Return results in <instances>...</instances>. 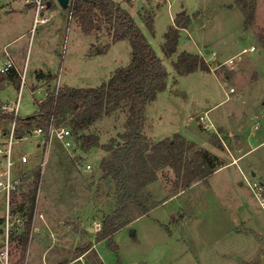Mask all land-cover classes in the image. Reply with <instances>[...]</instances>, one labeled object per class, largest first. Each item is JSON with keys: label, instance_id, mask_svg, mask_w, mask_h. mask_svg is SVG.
<instances>
[{"label": "rangeland", "instance_id": "obj_1", "mask_svg": "<svg viewBox=\"0 0 264 264\" xmlns=\"http://www.w3.org/2000/svg\"><path fill=\"white\" fill-rule=\"evenodd\" d=\"M114 1L119 3L120 0ZM239 1L121 2L120 6L130 13L167 71L165 89L145 106V121L141 132L148 145L147 149L160 140H173L177 143L174 153H178L182 145L183 156L186 158L185 174L183 171L174 172L167 164L159 167L156 170L157 179L142 189L139 200L130 205L127 217H137L143 207L160 202L186 181L196 178L200 172L198 165L205 161L202 153L205 148L211 149L208 141L222 145L220 156L223 159L234 161V157H243L240 167L245 170V175L255 186L258 195L264 197V147L260 146L248 154L244 147L242 151L236 147L235 152L231 145H235L234 142L238 140L244 144L241 130L254 125L255 119H251L249 114L253 107L252 99L257 102L255 109L263 114L261 126L250 130L248 143L254 146L259 142V136L264 138V0H255L254 17L247 25ZM0 4V15L4 17L0 21V33L6 23H11L19 26V33L24 31L26 35L14 45L20 49V54L22 50L24 53L27 51L24 83L20 88L21 77L19 87L18 82L0 83V104L14 105L19 97L18 115L21 117L33 113L34 101L38 103L44 100L47 85L51 89L61 88L64 84L76 88L98 87L109 79L116 68L130 61L131 49L127 39L108 44V48L103 51L107 41L105 38L102 41L101 37L107 34L108 26L103 25L99 31L92 32L96 37L95 43L94 36L83 33L68 9L61 8L57 0H50L51 6L47 5L44 10L46 17L52 11L54 14L47 22L35 24L33 30H29L33 24L32 3L0 0ZM24 6H27L25 12L22 11ZM11 8L14 9L12 15L5 16L4 13H10L4 11ZM182 9L191 17L194 16L195 22L189 29L178 30L176 51L166 56L161 49L163 34L174 25L176 14ZM145 19L152 22V30L146 26ZM29 37L31 41L28 46ZM251 43L255 46V53L238 55L242 48L249 47ZM199 49L207 57L212 51L217 53L213 63L209 62L213 68L217 61L228 62L217 67L214 72L202 61L207 69L197 68L188 74L176 73L172 64L180 51L198 55ZM38 68L47 76H52L46 85L37 82L35 78V70ZM33 84L35 86L31 87ZM231 86L234 88L231 94L240 93L243 102L231 97ZM245 88L251 100L241 93ZM225 90L229 100L226 99ZM218 102L219 105L209 111L208 117L219 113V120L223 123L221 127L215 124L216 128L214 125L207 128L201 123L204 111ZM3 113L10 112L0 105V115ZM126 117L127 109L120 105L91 125L79 129L78 134H96L99 137V145L88 150L77 146L69 153L57 141H52L49 148L42 150L37 147V142L42 138L34 133L23 140L14 137L12 176L15 187L8 202L4 193L0 192V244L5 242L7 232L10 264H264V246L261 255L240 261L242 250L246 254L254 248L252 236L229 231L231 226L246 221L250 215L264 226V210L242 177V187H236L234 182L229 183L219 193L220 179L227 172L231 173V170H224L209 179L210 185L222 197L226 215L214 208L213 203L207 204L210 196H203L205 185L202 184V188L178 200L183 208L187 206L192 213L202 209L201 216L195 220L192 216L189 225L179 224L187 215L179 207L170 216L173 210L170 204L137 218L131 227L123 228L129 226L126 224L120 228L111 239L114 248L107 239L98 241L104 217L113 214L117 207L114 181L105 176L99 166L101 159L110 157L111 153L101 146L108 144L111 138L120 140L119 134L125 131ZM9 125L1 121L0 133L3 127L8 129ZM221 132L232 134L233 141L226 142L227 146L223 144ZM162 136L169 137L157 139ZM3 141L0 136V143ZM21 155L27 156V162L20 161ZM85 164L91 165L90 171L84 168ZM205 168L209 170L210 166L206 163ZM37 173L39 177L36 181ZM236 188L249 192V202L243 200L242 195L243 211L246 207L242 216L236 214L234 199L230 204L232 191ZM33 190L36 196L31 208L27 196ZM200 194L202 198L198 199ZM196 195L197 207L194 202ZM178 201L175 203L180 205ZM29 218L31 232L23 250L18 241L11 240V237L26 228ZM96 223L100 224L99 228ZM129 228L135 230L134 237L129 235ZM84 249L89 251L87 255L83 254ZM79 255H84L83 259L75 261Z\"/></svg>", "mask_w": 264, "mask_h": 264}, {"label": "trees", "instance_id": "obj_2", "mask_svg": "<svg viewBox=\"0 0 264 264\" xmlns=\"http://www.w3.org/2000/svg\"><path fill=\"white\" fill-rule=\"evenodd\" d=\"M48 2L50 0H46V5ZM238 4L247 25L254 17L255 0L248 2L240 0ZM69 10L83 33L91 34L99 31L103 25H107V36L112 43L127 39L131 49L129 63L116 68L109 79L98 87L76 88L64 85L61 88L51 89L47 85L46 96L44 100L36 103L37 109L33 115L20 118L14 117L11 113H3L0 115V122L11 124L15 120V137L20 139L31 134L36 127H46L50 121L56 125L74 128L73 130L78 132L79 129L91 125L103 114L118 106L126 107L125 131L119 134L120 140L111 138L108 144L101 146L105 151H110L111 156L103 157L99 164L105 176L111 177L114 181L117 207L113 214L104 217L98 241L107 239L114 248L111 244L113 234L134 219L127 217L130 205L139 200L143 188L157 179L156 170L167 164L175 170L174 172L183 171L185 174L186 158L183 156L182 145L179 152L174 153L177 143L173 140H160L149 146V150L147 149L148 145L141 132L145 121V106L154 101L157 94L165 89L167 71L130 13L114 0H71ZM144 21L152 30V22L147 19ZM173 21L174 25L163 34L164 42L161 49L166 56H171L176 51L178 30L186 28L190 19L182 10L176 14ZM107 48L108 44H105L103 51ZM172 65L178 74H188L197 68L207 69L197 54L186 51L180 52ZM2 77L14 83L18 82L19 87L20 77L14 68H10ZM36 77H46L48 82L52 79L51 75L42 73H38ZM9 128L10 125L8 129L3 127L1 135L6 137ZM76 140L78 142L75 147L79 146L82 150L99 145V137L96 134H78ZM202 154L205 161L198 165L200 172L197 177L186 181L179 188L184 189L192 182L205 179L212 173L213 168L218 164L216 157L206 150ZM206 163L210 166L209 170L205 168ZM38 177L37 173L36 181ZM35 196V190L27 196L31 208L35 204ZM156 205L157 203L143 207L138 216L145 214ZM30 219L26 222V228L16 236L12 234L11 237V240L18 241L23 250L31 232Z\"/></svg>", "mask_w": 264, "mask_h": 264}, {"label": "crops", "instance_id": "obj_3", "mask_svg": "<svg viewBox=\"0 0 264 264\" xmlns=\"http://www.w3.org/2000/svg\"><path fill=\"white\" fill-rule=\"evenodd\" d=\"M121 2H124V0H120L119 1V4L120 5H122ZM24 3H25V0H24ZM48 6H51L50 2H49V5ZM26 7L27 6H24V8H22V11L23 12L26 11ZM229 7H231V6H229ZM1 8H2V5L0 4V9ZM63 9H68V13L70 12L69 8H63ZM4 12L10 13V14H5L4 13L5 16L6 15L9 16V15H12V12H14V9L11 8V9L5 10ZM53 14H54V11H52L48 17H51ZM186 15H188V17L190 19V21H189V23H188V25L186 27L187 29H189L190 25L195 22V18H194V16L191 17L188 13H186ZM2 18H4V17L0 15V21L2 20ZM6 24L7 25L5 27H3V29H2V31L0 33V68L3 66L4 60L7 59V58H10L12 60V63H13V68L15 69V71L17 72V74L19 75V77H21L23 73L25 75V69H24L25 66L24 65L27 62V51L24 53L23 50H22V53L20 54V52H21L20 49L17 48V46H14V45L16 44V42L19 39H21L23 36H26V35H24V33H23L24 31H22L21 33H19V26H17L16 24L15 25H13L11 23H9V24L6 23ZM75 24H76V22H75ZM76 26L78 27L77 24H76ZM29 30H33V24H32V28H30ZM89 35H93V34L91 33ZM103 38H105V41H107L104 44H109V45L112 44V42L109 39V37L107 36V34L105 36H102L101 37V40L102 41H103ZM30 39L31 38L29 37L28 43H27L28 46H29L30 41H31ZM94 40H95V43H96V37L95 36H94ZM92 44H94V43H91V45ZM249 46H254V45H252V43H251ZM244 48H247V47H244ZM200 51H202V50L199 49L198 50V53ZM180 52H182V51H180ZM5 53H7L8 55L6 56ZM249 53H255V49H254V51H251ZM215 54H216V56H218L216 52H215ZM22 64H23V66H22ZM38 73H42L44 75H46V74L40 68H38V69L35 70V78H36L37 82H44L45 85H46L47 84V81H48L47 78L46 77L37 78L36 76H37ZM2 75L3 74H0V83L2 81L5 84L6 83H9V82H12L11 80H9L6 77H2ZM64 85H66V84H64ZM21 86H22V84L20 85V88H21ZM32 86H35V85L33 84V85H31V87ZM70 87H73V86H70ZM231 88H233V86H231ZM33 92L34 91H31V93H33ZM241 93L247 99H250V100L252 99L250 96H248L247 88H245V91H242ZM231 97L234 98V99H241L242 100V97L243 96L240 93H238L237 95L236 94H234V95L231 94ZM242 102H243V100H242ZM219 103L220 102L213 104L210 108L206 109L204 112L208 111V113H209V111L214 110V107H217L219 105ZM256 103H257L256 102V99H252L251 100V104H252L253 107H252V109L250 110V113H249L251 119H255L254 125L252 126V128L251 127H246L243 130H241V133L243 134V138L245 139L244 144H242L241 141H239V140L234 142L235 145L231 144L234 147V151L235 152H237V148L236 147H239L238 148L239 151H242V147H244V150L246 149V152L248 154L249 153H252V152H255L256 150H258V148L260 146L261 147H264V138H262L260 136L257 138L259 142L256 145L252 146V145H250L248 143V138L250 136V130L251 129L256 130V129H258L261 126L260 119H261V116H262L263 113H262V111H260V113H259V111L255 109ZM33 104H34V111H33L32 114H29V115H27L25 117H21L19 115L18 116L20 118H26V117H29V116L33 115L34 112L37 109V106H36V102L35 101H34ZM0 105L1 106L8 105V106H11V107L13 106V104H10V103H1ZM18 110H19V108H18ZM262 110H264V108H262ZM216 118H217V121H216ZM210 119H211L212 124L214 125V127H215V124H217V125L220 126L223 123L221 120H219V113L212 114V117ZM212 134L213 135H216L214 133H212ZM221 135H222L221 137L223 139V144L225 146H227V144H225V143L228 142L229 140L230 141H233L232 138H231L232 137V134L231 133L225 134V133H222L221 132ZM0 136H1V140H3V139L5 140L6 139L5 136H2L1 135V133H0ZM28 136H29V134L27 136H24V137L18 139V140L27 139ZM166 137H169V136H162V137H158L157 139H163V138H166ZM208 142H209V144L211 146V149L205 148V150L208 151V153H210L211 155L215 156L216 157V162H218V164L213 168L212 173H210L205 179L192 182L191 185H189L188 187H186L184 189L183 188L175 189L173 192H171L168 195H166V197H164L160 202H158L156 206H154L153 208H151L145 214H142V215L134 218L132 221H130V223H128L129 226L123 227V228L131 227V224H132V222L134 220H136L137 218H139L141 216L148 215V214L152 213L158 207H164V206H167V205H170V204L173 207L172 208L173 210L171 211L172 213L170 214V216L174 213V211H176V207H179L178 209L182 210V213H186L187 214L184 217V219H182L180 221L179 224L186 223L187 225H189V223H191L192 216H194V220L197 219V218H199L201 216L200 214L202 212V209H199L198 211L195 210L194 213H192V212L189 211V208L187 206L185 208H183L182 207V204H180V202L178 200L181 199V198H183V197H185V196H187V195L190 196L191 194H193L195 192L196 189L202 188L201 187L202 184L205 185V186H203V190H202V193H204V190H205V194L203 196H206L208 194L210 196V199H208V203L207 204L212 205V203H213L212 206L214 208L220 210V212L223 213V214H225V215L227 214L226 213V209H225L226 206H225V204L222 201V197L220 195H218V193H217L216 189L214 188V186L213 185H210L209 179H211L212 177H214V175H216V174H218V173H220V172H222L224 170H231V173L230 172H227V174H225L224 177L222 179H220V181H219L220 182L219 193H220V191H224V188L223 187L224 186H227L229 183H233L234 182L235 185H236V187L237 186L238 187H242L243 184L240 182L241 181L240 177H242V173L245 174V172H244L245 170H243L240 167V161L243 159V157H241V158H240V156H238L239 158L238 157L237 158L234 157V161L235 162L234 161H228L226 159H223L220 156L221 151L223 149L222 145H220L217 142L216 143H213V144L210 141H208ZM37 147L40 148V149H42V150H44V146L42 145V142L41 141H38L37 142ZM227 149L230 152V149L229 148H227ZM1 168L2 167H0V169ZM257 175H258V173H257ZM229 188L232 189V186H229ZM242 195H243V200L246 199L249 202V199H248L249 192L248 191H241L240 188H236V190H233L232 191V198H231V201H230V204H231L233 202L232 199H234V203H235V207L234 208L236 209V214L237 215H240V216H242L243 212L246 211V207H245V210L244 211H243V208H242V207H244L243 200H242ZM201 198H202V194H200L198 196V199H201ZM8 200L6 198V201L7 202H8ZM176 200L178 201V203L180 205H177L175 203ZM194 200H195L194 201L195 202V205L197 207V204H198V202H197V195H196V198ZM7 210H8V208H7ZM188 214L190 215V217H188ZM196 215H198V216L195 218ZM0 218H1V216H0ZM198 222L200 223V221H198ZM228 222H230L229 219H228ZM39 230H40V227H39ZM229 231H232L233 233H236V234H242V233L243 234H250V236H252V240L254 242V248H253V250L251 252L246 253V254L244 253V250H242L241 251V256L239 257L240 261L241 260L247 261L250 257H252V258L253 257H257L258 255H261L263 253L262 246H264V226L261 224V222H259L258 219H255V217L253 215H250V217L246 221L242 220L241 222H237V225H235L234 227L231 226L229 228ZM94 249H95V247H94ZM238 263H239V261H238Z\"/></svg>", "mask_w": 264, "mask_h": 264}, {"label": "built area", "instance_id": "obj_4", "mask_svg": "<svg viewBox=\"0 0 264 264\" xmlns=\"http://www.w3.org/2000/svg\"><path fill=\"white\" fill-rule=\"evenodd\" d=\"M71 1V0H70ZM25 3H32L34 5V12H33V26L35 24L39 23H45L48 21L49 17L44 16V10L46 9L47 5L45 0H25ZM255 47L254 46H249L247 48H242L239 52L238 55H242L251 51H254ZM7 56L8 54L5 53ZM199 58L201 61L206 63L211 72H214V70L221 66L222 64H226L228 61H224L223 63L221 62H216L214 64V68L209 64L213 63V59L215 58L216 54L214 51L211 52L209 57L205 55L204 52L200 51L198 53ZM10 68H13V63L10 58H7L3 62V66L0 68V74L7 73ZM24 82V73L21 76V84ZM58 88V87H57ZM56 88V89H57ZM234 91L233 88L229 89V92L232 93ZM226 99L229 100L230 97L228 96V92L225 90ZM18 104H19V97L15 104L11 106H2L4 110L9 111L14 117H17L18 115ZM201 123H203L207 128H212L213 124L211 123L210 118L208 117V111L204 112V116L202 117ZM15 128H16V122L13 120L10 124V129H9V134L6 136V139L0 143V164H2V168L0 169V192L4 193L5 197L7 200L10 197L11 191L15 187V179L12 176V166L14 164V161L12 160V145H13V140L15 137ZM32 133H34L36 136H39L42 138L41 142L42 145L44 146L45 149L49 148L50 144L52 141H57L60 143L62 148L66 151L71 152V150L76 146L77 140L76 137L78 136L77 131H73L70 127L66 125H56L54 124L53 121H50L48 125L44 128L42 127H36L32 130ZM31 133V134H32ZM20 161L22 163L27 162V156L26 155H21ZM84 168L87 171L91 170V165L85 164ZM242 178L245 184L251 189L253 192L254 197L256 198L259 206L264 210V197H260L258 195V192L255 189V186H253L252 182L248 179V177L242 173ZM258 190V189H257ZM97 227H100L99 223H96ZM5 242L3 244H0V264H10V259H9V245H8V235L6 232L5 235ZM94 248V246H93ZM89 252V251H88ZM87 250L84 251V255H87L88 253ZM84 255L80 257H77L75 261H80L83 259Z\"/></svg>", "mask_w": 264, "mask_h": 264}, {"label": "water", "instance_id": "obj_5", "mask_svg": "<svg viewBox=\"0 0 264 264\" xmlns=\"http://www.w3.org/2000/svg\"><path fill=\"white\" fill-rule=\"evenodd\" d=\"M57 2L61 8H68L70 6V0H57ZM47 5H49V2ZM129 235L132 237L135 236V230L133 228H130Z\"/></svg>", "mask_w": 264, "mask_h": 264}]
</instances>
